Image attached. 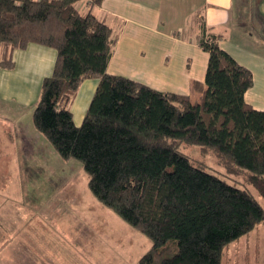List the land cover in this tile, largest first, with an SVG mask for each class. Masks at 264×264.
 <instances>
[{
    "label": "trees",
    "instance_id": "1",
    "mask_svg": "<svg viewBox=\"0 0 264 264\" xmlns=\"http://www.w3.org/2000/svg\"><path fill=\"white\" fill-rule=\"evenodd\" d=\"M79 0H0V66L9 49L53 47L51 73L32 112L35 129L57 154L81 162L93 196L144 234L150 249L139 264H222L224 247L264 220L247 188L194 165L179 142L211 151L228 171H246L264 200V110L245 102L251 71L201 26L208 52L198 102L106 71L113 28ZM100 0H90L91 5ZM98 86L75 125L68 102L81 82Z\"/></svg>",
    "mask_w": 264,
    "mask_h": 264
},
{
    "label": "crops",
    "instance_id": "2",
    "mask_svg": "<svg viewBox=\"0 0 264 264\" xmlns=\"http://www.w3.org/2000/svg\"><path fill=\"white\" fill-rule=\"evenodd\" d=\"M75 6L114 30L107 73L186 94L193 102L201 96L193 83H204L208 67L209 54L199 45L204 25L218 36L221 49L251 71L244 99L264 110V0H100L94 5L79 0ZM7 54L12 67L0 66V173L5 175L0 180V264H83L85 249L71 224L52 220L50 210L26 201L18 188L19 167L45 142L32 123L35 105L26 114L22 108L36 101L56 50L30 43ZM16 76L21 87L8 89L9 77ZM98 83L97 77L84 79L69 100L75 125L81 124Z\"/></svg>",
    "mask_w": 264,
    "mask_h": 264
},
{
    "label": "rangeland",
    "instance_id": "3",
    "mask_svg": "<svg viewBox=\"0 0 264 264\" xmlns=\"http://www.w3.org/2000/svg\"><path fill=\"white\" fill-rule=\"evenodd\" d=\"M8 83L10 90L21 87L17 76L9 77ZM38 96L34 103L23 106L22 114L32 109ZM43 143L33 155L25 157L19 167L18 188L24 190L26 201L50 210L52 220L71 224L72 232L85 249L83 264H139L141 256L150 249L151 241L93 196L88 187L89 176L80 161L64 159L46 139ZM178 147L194 165L250 190L264 209V200L248 183L246 171H228L211 151L202 152L198 145L179 142ZM2 168L0 166V170ZM3 179L5 175L0 173V180ZM221 262L264 264V220L247 235L227 244Z\"/></svg>",
    "mask_w": 264,
    "mask_h": 264
}]
</instances>
